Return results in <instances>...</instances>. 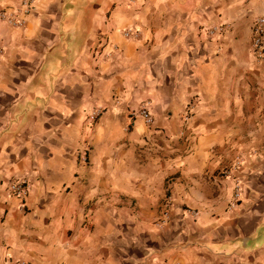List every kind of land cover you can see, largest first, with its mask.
Returning <instances> with one entry per match:
<instances>
[{
    "label": "crops",
    "instance_id": "1",
    "mask_svg": "<svg viewBox=\"0 0 264 264\" xmlns=\"http://www.w3.org/2000/svg\"><path fill=\"white\" fill-rule=\"evenodd\" d=\"M20 17L0 24V264H264V0H36ZM144 103L152 127L131 116Z\"/></svg>",
    "mask_w": 264,
    "mask_h": 264
},
{
    "label": "built area",
    "instance_id": "2",
    "mask_svg": "<svg viewBox=\"0 0 264 264\" xmlns=\"http://www.w3.org/2000/svg\"><path fill=\"white\" fill-rule=\"evenodd\" d=\"M36 0H21L20 9L13 12H6L0 11V24H8L13 27L20 28L23 26V19L20 17L21 14L26 15L29 11L33 8L34 3ZM214 33V30H209L208 34L211 35ZM130 31L125 32V36H128ZM250 51L251 54L257 64H261L264 67V17H257L252 24L251 28V43H250ZM1 56V50H0ZM101 109L97 108L94 109L90 115H88V121L94 122L101 114ZM191 115V107H187L184 115V120H187ZM131 116L133 117H140L144 120L145 124L148 127H152L153 125V118L149 112V103L142 104L137 110L131 112ZM85 154H83V157ZM85 161V158H82ZM245 162V157L237 155L235 156L229 167L222 171V175L225 177H229L233 183V197H232V207H234L241 198L242 193V182L238 178L237 171L241 167L242 164ZM29 186L25 178H19L11 180L7 184V189L9 193L16 198L22 199ZM174 207V200L171 193H167L165 199L162 204V212L160 218L156 223V227L158 229H163L166 227L170 220V212L171 209ZM184 212L195 218L197 216L196 212L184 209ZM15 264H25L23 262H16Z\"/></svg>",
    "mask_w": 264,
    "mask_h": 264
}]
</instances>
